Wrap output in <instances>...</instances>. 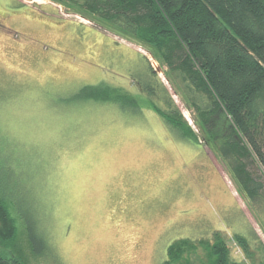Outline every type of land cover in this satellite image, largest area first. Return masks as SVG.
I'll use <instances>...</instances> for the list:
<instances>
[{
    "label": "rangeland",
    "instance_id": "1",
    "mask_svg": "<svg viewBox=\"0 0 264 264\" xmlns=\"http://www.w3.org/2000/svg\"><path fill=\"white\" fill-rule=\"evenodd\" d=\"M166 72L158 55L86 11L0 0V193L19 227L15 249L0 246V255L19 252L26 264H164L173 240L212 243L218 231L231 259L259 262L263 207L200 137L190 143L169 129L141 89L160 95L165 87L199 134ZM99 83L138 107L78 102L83 86ZM19 212L36 217L50 255L31 254ZM205 253L197 245L189 259L208 264Z\"/></svg>",
    "mask_w": 264,
    "mask_h": 264
},
{
    "label": "trees",
    "instance_id": "2",
    "mask_svg": "<svg viewBox=\"0 0 264 264\" xmlns=\"http://www.w3.org/2000/svg\"><path fill=\"white\" fill-rule=\"evenodd\" d=\"M52 1L102 19L152 56L158 55L168 68L166 76L175 92L193 109V124L199 134L165 87L160 95L152 87L141 88L150 107L181 139L199 143L200 137L226 164L240 192L264 209V0ZM83 91L82 97L78 93V102L96 100L117 102L122 108L138 107L129 94L118 93L117 88L104 83L85 85L80 93ZM156 96L164 107L153 101ZM250 164L259 175L252 172ZM12 209L0 193V246L11 250L19 232ZM19 213L31 254L50 255L36 217ZM234 238L251 256L246 238L239 234ZM197 242L187 237L173 240L164 264H193L189 254L197 245L205 247L208 264H241L229 257L218 231L212 243ZM15 252L0 255V264H26ZM262 252L259 262L251 264H264V247Z\"/></svg>",
    "mask_w": 264,
    "mask_h": 264
},
{
    "label": "water",
    "instance_id": "3",
    "mask_svg": "<svg viewBox=\"0 0 264 264\" xmlns=\"http://www.w3.org/2000/svg\"><path fill=\"white\" fill-rule=\"evenodd\" d=\"M160 68L159 67H157L156 69H154V71H156V70H159Z\"/></svg>",
    "mask_w": 264,
    "mask_h": 264
},
{
    "label": "built area",
    "instance_id": "4",
    "mask_svg": "<svg viewBox=\"0 0 264 264\" xmlns=\"http://www.w3.org/2000/svg\"><path fill=\"white\" fill-rule=\"evenodd\" d=\"M31 2L33 1V0H30Z\"/></svg>",
    "mask_w": 264,
    "mask_h": 264
}]
</instances>
